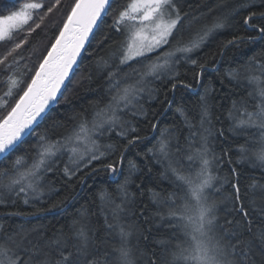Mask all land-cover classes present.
<instances>
[{"label": "snow or ice", "instance_id": "obj_1", "mask_svg": "<svg viewBox=\"0 0 264 264\" xmlns=\"http://www.w3.org/2000/svg\"><path fill=\"white\" fill-rule=\"evenodd\" d=\"M185 3L186 0H124L123 3L71 0L65 5L63 0H25L18 7L3 5L5 10H0V47L3 48L0 86L4 88L0 94V158L10 163L0 168V205L15 204L17 200H22L24 205L43 203L46 176L57 169L66 181L79 180L81 184L100 171L123 175L118 165H123L125 154L148 139L139 134V125L133 121L149 124L156 132L157 123L149 119L145 105L159 101L162 106L167 105L163 107L167 112L173 103L167 93L164 100H159V90L152 87L155 82L167 81L169 92H175L179 86L191 89L193 86L178 80L174 71L183 62L197 69V84L203 86L204 72L210 65L218 71L217 57L223 58L230 46L238 48L264 40V0H235L231 7L225 6L227 11L214 15L208 23L202 21L214 9L197 12L188 5L185 10ZM62 9L65 10L59 21L62 26L56 28L54 42L46 54L37 56L32 52L27 60L37 56V61L21 72V62L26 60L21 50L29 43L27 36L41 29ZM236 17H241L243 32L221 43L218 51L211 53V61L194 58L210 37L229 27ZM109 18L111 23L101 31ZM25 29L24 38H19L17 34ZM98 33L97 48L108 49L105 56H98L95 61V70L103 81V98L89 106L90 113L87 109L74 111L68 117L73 122L69 131L58 132L63 125L55 122L50 129L37 132L52 106L62 101L69 103L64 92L88 53L87 46L96 40ZM113 33L119 37L115 42ZM258 56L264 57V51L226 74L230 80L243 74V82L250 89L246 100L233 102L228 119L233 121L232 129L245 135L249 144L252 141L247 140L248 135H253V130L259 134L258 150L240 145L237 151L242 158L264 169V63ZM88 78L91 79V74ZM212 91L211 87L206 88L200 96L199 111L194 117L189 118L184 108H176L187 128V135L181 134L183 145L181 137H176L173 152L172 137L165 129L159 132L157 145L144 153L154 166L163 168L161 175L176 188L167 194V199L154 201L161 204L160 227L166 224L169 235L153 245L155 250L147 257V264H264V195L259 202L251 199L237 206L236 201L242 198L239 187L232 185L233 210L223 218L219 215V202L210 195L214 188L220 191L216 187L220 178L214 174L213 165L222 167V158L215 155L210 145L213 117L208 94ZM159 114L154 111L151 116L155 119ZM33 133L34 142L13 159ZM114 135L122 141V148L102 143ZM216 135L223 136V130H218ZM113 156L117 159H112ZM128 170L129 175L114 190L101 189L97 193L101 202L113 205L116 222L105 219L108 236L118 237V245L101 249L92 244L90 231L83 222L85 211L81 213L82 219L73 221L67 232L64 228L49 234L42 228L7 230L0 226V264H136L129 244L131 226L119 223L120 213L131 195L129 187L137 170L135 161H128ZM257 185L254 181L253 187ZM48 192L50 196L54 194L51 188Z\"/></svg>", "mask_w": 264, "mask_h": 264}, {"label": "trees", "instance_id": "obj_2", "mask_svg": "<svg viewBox=\"0 0 264 264\" xmlns=\"http://www.w3.org/2000/svg\"><path fill=\"white\" fill-rule=\"evenodd\" d=\"M23 2L25 0H0V10H5L4 4H7L11 8L14 6L18 7L19 3ZM70 2L71 0H63L65 5ZM120 2L123 3L124 0H120ZM234 2L235 0H186L184 7L185 10H188V5H191L192 10L197 12H207L209 8L214 9L213 13L202 21V23H208L211 22L214 15H218L221 11H227V7H231ZM63 11L65 10L62 9L61 12L55 13L50 20L45 22V25L41 29H37L30 36H27L29 43L25 46V49L21 50L22 55L26 58L25 61L21 62V72L25 66L31 67L32 61H37L39 54H46V49L50 47L51 43L54 42V36L58 34L56 28L62 26L59 24V21L62 19ZM240 20L241 17H236L229 27L210 37L202 51L195 54L194 58L199 59L201 62L205 59L211 61V53L218 51L221 43L230 39L233 34L244 31ZM110 23L111 18L102 26L101 31L106 30ZM25 32L26 29L17 35L19 38H24ZM112 35L114 42L119 39L115 33ZM99 36L100 34L98 33L96 40H93L92 44L87 46L88 53L84 54L79 70L72 77V83L69 85L68 90L64 92V95L69 98V103L62 101L61 104L52 106V111L49 112L44 123L37 129V132H41L45 128L50 129L55 122L63 125V127L57 129L58 132L69 131L73 126V122L69 121L68 117L74 111L87 109L90 113L91 109L89 106L103 98L104 93L101 91L103 81L95 70V61L98 56H105L108 49L97 48ZM0 51H3L2 47H0ZM262 51H264V40L251 44L245 43L238 48L230 46L225 51L223 58L217 57L216 63L219 70H212L210 65L209 69L204 72L202 77L203 86L197 84L195 77L197 69L192 68L186 63H180L174 69L178 80L191 84L193 87L188 89L179 86L175 92H169L170 85L167 84V81L163 83L155 82L152 85V87L159 90V100H164L167 93L168 99L172 100L173 103L167 112L163 111V107H167V105L162 106L159 101L145 105L149 112V119L153 123H157L156 132H153L149 124L133 121V123H138L139 125V134L148 137V139L130 148L125 154L123 165H118V167H122L123 175L117 174L113 176L109 172L100 171L87 178L81 184L79 180L66 181L60 169H57L54 174L46 176L43 203L24 205L22 200H17L15 204L9 203L8 206L0 205V226L7 230L42 228L49 234L54 229L64 228L67 232L73 221L82 219L81 213L86 211V219L83 222L87 224L90 231L92 244L99 246L101 249L118 245V237L115 235L109 237L106 227V217L108 222H116L112 216L113 205L107 201L101 202L97 197V193L101 189L114 190L117 183H122L124 178L129 175L128 161H135L137 170L132 176L134 183L129 187L131 195L123 212L120 213L119 223L131 226L129 244L132 248L136 264H147V257L155 250L153 249V245L169 235L166 224L160 227L162 221L159 218L158 212L161 210V204L154 203V201L167 199V194L176 191V188L175 185L171 184L169 179L161 175L163 168L154 166L153 161L144 157V153L157 145L160 139L159 132L165 129L168 130V135L172 137V151H175L176 137H181L182 133L183 135H187V128L183 124V118L176 112V108L182 107L189 115V118L194 117L199 111L200 96L204 95L205 89L209 87L214 89V91L208 94V104L213 117V136L210 139V145L215 155L222 158V167L213 165L216 168L214 174L220 178V183L216 185L220 191L217 192L215 188L212 189L210 192L211 198L219 202L221 209L219 215L221 218L233 210L235 189L232 185L239 187L242 198L240 201H236L237 206L241 202L248 203L251 199H256L259 202L260 197L264 195V176H262L264 169L254 166L249 160L242 158L241 154L237 151L240 145L250 147L252 150H258L261 146L259 134L253 130L254 134L247 137L248 141H252L249 144L245 139V135H241L238 130L234 131L232 129L233 121L228 119V113L232 109L233 102L246 100L250 89L243 82V74L237 79L231 80L226 78V74L230 69L240 68L250 57ZM32 52H35L37 56H32L31 61H28L27 57ZM257 59L261 63H264V57L258 56ZM89 74H91L90 80L88 78ZM3 91L4 88L0 86V94ZM237 106L239 107V103ZM154 111L160 113L155 119L151 116V113ZM217 117H219V120L216 119ZM221 129L224 135H216L217 131ZM35 136L36 134L33 133L12 158L14 159L29 144L33 143ZM102 143H110L116 145L117 148H122V141L115 135L111 139H104ZM180 143L184 144L182 137ZM117 156H113L112 159H117ZM181 157H183V154H181ZM63 159L66 161L67 157L65 156ZM175 159L176 157L173 156V160ZM8 163L10 161L1 159L0 168ZM60 167H63V163H61ZM184 167L187 168L186 160ZM149 169H151V172L148 171ZM232 169L235 171L233 172ZM113 180L116 182L114 183ZM254 181L258 182L256 187H253ZM138 184L141 185L140 188L136 187ZM48 188H51L54 192L51 196L49 195ZM178 194L182 195V193ZM117 203H119L118 200ZM163 211L166 213V205L163 206ZM9 213L23 214L9 215ZM229 218L231 219L232 217L229 216ZM236 218L239 219L238 216ZM158 228L159 231L157 230ZM106 238L107 242L105 243Z\"/></svg>", "mask_w": 264, "mask_h": 264}, {"label": "water", "instance_id": "obj_3", "mask_svg": "<svg viewBox=\"0 0 264 264\" xmlns=\"http://www.w3.org/2000/svg\"><path fill=\"white\" fill-rule=\"evenodd\" d=\"M2 158H0V160H1Z\"/></svg>", "mask_w": 264, "mask_h": 264}]
</instances>
